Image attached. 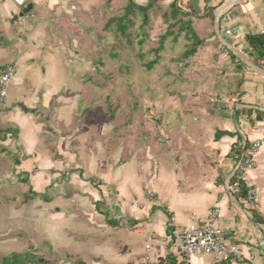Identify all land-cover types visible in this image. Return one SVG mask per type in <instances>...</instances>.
<instances>
[{
    "label": "crops",
    "instance_id": "1",
    "mask_svg": "<svg viewBox=\"0 0 264 264\" xmlns=\"http://www.w3.org/2000/svg\"><path fill=\"white\" fill-rule=\"evenodd\" d=\"M175 1L187 15L179 25L189 23L202 46L198 31L211 19L215 37L206 43L217 46L203 60L206 71L192 75L201 79L190 87L192 102L181 92L174 106L162 98L148 105L144 121L160 135L146 140L140 157L133 126L105 122L95 80L81 91L67 65L64 42L83 23L76 13H95L100 0H0V69L17 66L0 104V264L12 254H32L30 264H264V224L223 186L238 130L249 141L264 130V59L248 41L264 36V0H160L148 16L156 9L170 15ZM133 2L145 7L150 0ZM28 4L33 9L14 20ZM61 14L69 33H60ZM173 110L182 123L169 117ZM248 184L264 219V143ZM214 208L215 226L239 255L185 262L181 229L200 225Z\"/></svg>",
    "mask_w": 264,
    "mask_h": 264
},
{
    "label": "rangeland",
    "instance_id": "2",
    "mask_svg": "<svg viewBox=\"0 0 264 264\" xmlns=\"http://www.w3.org/2000/svg\"><path fill=\"white\" fill-rule=\"evenodd\" d=\"M126 3V0H100L99 9L95 7V13L92 11L89 16L76 13V17L85 24V30L77 24L74 30L66 27L70 22L63 14L56 18L60 33H69L71 30V37L65 39L64 48L69 51L70 61L67 65L72 83L77 81L78 88L82 91L86 82L91 78L95 80L94 85L101 93L98 101L103 110V120L110 122L116 119L123 127H126L124 124L133 126L134 139L131 141L141 148L140 157H143L147 151L145 143L153 141V136L160 135L156 126H148L144 121L145 111L149 113L148 105L162 98L163 105L174 106L182 100L181 92L187 96L183 102H192L194 96L190 87L201 81L200 78H192V75L200 77L206 71L203 60L214 52L217 44L206 43L210 37H215L211 19L206 22L203 33L197 30L201 41L205 43L202 46L195 41L198 40L197 36L188 39L186 32L189 31L185 26L181 32L176 21L166 19L163 16L166 10H154L149 14L148 20L140 12L133 10L128 19L122 22L125 30L121 31L119 20L125 15ZM66 14L69 15L67 12ZM170 25H173V29ZM167 33L170 35L166 36ZM193 51L198 53L194 55ZM79 60H82L81 64L78 63ZM178 113L177 116V112L173 110L169 117L182 123L180 112ZM157 115L159 117V113ZM125 140L127 141L126 138ZM130 153L126 150L123 159H129ZM7 161L12 162L11 159ZM156 162L161 165L159 159ZM138 165H142V162L132 163L133 170L140 171ZM152 166L154 173L157 163L154 162ZM3 168L4 166H0V172ZM142 172L147 175L145 168Z\"/></svg>",
    "mask_w": 264,
    "mask_h": 264
},
{
    "label": "built area",
    "instance_id": "3",
    "mask_svg": "<svg viewBox=\"0 0 264 264\" xmlns=\"http://www.w3.org/2000/svg\"><path fill=\"white\" fill-rule=\"evenodd\" d=\"M23 6L24 0H15ZM226 24V18H223ZM230 33V32H228ZM17 71L16 64H9L0 69V104H4L8 97V89ZM264 143V130L261 136L249 141L246 135L238 130L233 144V167L224 180V193L235 197L242 184L249 190L243 202L249 206L256 204V193L248 184L250 174L255 170L257 154ZM219 216V208L210 210L200 225L185 226L179 233V254L185 262L193 257L215 256L223 261L239 255L238 246L232 245L225 238L221 228L215 226V219ZM149 246L147 250L149 251Z\"/></svg>",
    "mask_w": 264,
    "mask_h": 264
},
{
    "label": "trees",
    "instance_id": "4",
    "mask_svg": "<svg viewBox=\"0 0 264 264\" xmlns=\"http://www.w3.org/2000/svg\"><path fill=\"white\" fill-rule=\"evenodd\" d=\"M127 1V6L124 9L125 15L122 19H120V30L124 31L125 28L122 25V22L124 20L128 19V17L131 15L133 10H136L140 12L144 17L145 20H148V13L149 11L154 7V5L160 1V0H150L149 4L145 7L137 6L134 4L133 0H126ZM186 14L182 13L181 10L177 7V1H175L172 4V10L170 15H165L166 19H171L173 21H176L175 24H179L182 22L181 18L184 17ZM187 16V15H186ZM179 19V21H177ZM174 24V25H175ZM187 29L188 32H186V35H188V39L194 38L195 35L193 34V31L191 30V26L189 23H181L180 26V31L183 32V29ZM170 27L173 29V25H170ZM170 35V33H167L166 36ZM165 38V37H164ZM248 41L252 47L253 50L258 51L260 59H264V36H253V37H248ZM191 53V52H189ZM250 189L246 187L245 184H242L240 187V190L238 194L235 196L237 199H244L247 197V194ZM158 208L152 207L151 211H156ZM164 211V210H163ZM250 215L255 223H260L264 224V219L260 218L257 213L254 210V206L249 210ZM37 261V258L33 255L30 254H12L9 257H5L2 259V264H30L34 263ZM42 263H45V260H40Z\"/></svg>",
    "mask_w": 264,
    "mask_h": 264
},
{
    "label": "water",
    "instance_id": "5",
    "mask_svg": "<svg viewBox=\"0 0 264 264\" xmlns=\"http://www.w3.org/2000/svg\"><path fill=\"white\" fill-rule=\"evenodd\" d=\"M33 9L32 4H28L26 5L23 10L16 16H14V20H17L18 17H23L25 14H27L28 12H30ZM81 25L84 27V24L81 23Z\"/></svg>",
    "mask_w": 264,
    "mask_h": 264
}]
</instances>
